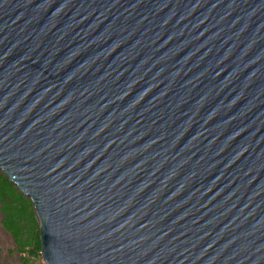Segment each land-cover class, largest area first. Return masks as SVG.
Wrapping results in <instances>:
<instances>
[{
    "label": "water",
    "instance_id": "1",
    "mask_svg": "<svg viewBox=\"0 0 264 264\" xmlns=\"http://www.w3.org/2000/svg\"><path fill=\"white\" fill-rule=\"evenodd\" d=\"M0 171L45 264H264V0H0Z\"/></svg>",
    "mask_w": 264,
    "mask_h": 264
},
{
    "label": "trees",
    "instance_id": "2",
    "mask_svg": "<svg viewBox=\"0 0 264 264\" xmlns=\"http://www.w3.org/2000/svg\"><path fill=\"white\" fill-rule=\"evenodd\" d=\"M0 224L10 233L23 264H42L38 223L31 201L0 171ZM8 220L9 226L3 224ZM28 245H31L28 247Z\"/></svg>",
    "mask_w": 264,
    "mask_h": 264
},
{
    "label": "rangeland",
    "instance_id": "3",
    "mask_svg": "<svg viewBox=\"0 0 264 264\" xmlns=\"http://www.w3.org/2000/svg\"><path fill=\"white\" fill-rule=\"evenodd\" d=\"M26 197V196H25ZM28 199V197H26ZM2 211L0 212V220L2 218ZM3 224L9 226L8 220L4 219ZM31 245H28L30 247ZM20 254L16 249V245L10 233H8L0 224V264H23ZM38 262L45 264L42 260Z\"/></svg>",
    "mask_w": 264,
    "mask_h": 264
},
{
    "label": "clouds",
    "instance_id": "4",
    "mask_svg": "<svg viewBox=\"0 0 264 264\" xmlns=\"http://www.w3.org/2000/svg\"><path fill=\"white\" fill-rule=\"evenodd\" d=\"M41 258H42V255H41ZM43 261V259H41Z\"/></svg>",
    "mask_w": 264,
    "mask_h": 264
}]
</instances>
